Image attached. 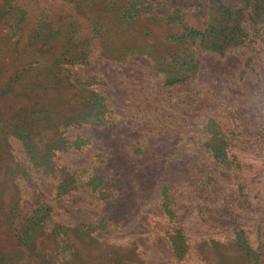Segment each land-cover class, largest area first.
<instances>
[{
    "label": "rangeland",
    "instance_id": "obj_1",
    "mask_svg": "<svg viewBox=\"0 0 264 264\" xmlns=\"http://www.w3.org/2000/svg\"><path fill=\"white\" fill-rule=\"evenodd\" d=\"M0 264H264V0H0Z\"/></svg>",
    "mask_w": 264,
    "mask_h": 264
}]
</instances>
